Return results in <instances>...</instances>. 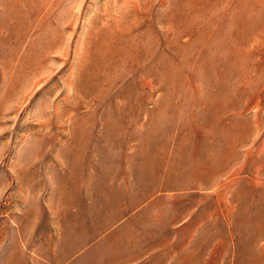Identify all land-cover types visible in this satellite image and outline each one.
<instances>
[{
    "label": "rangeland",
    "instance_id": "rangeland-1",
    "mask_svg": "<svg viewBox=\"0 0 264 264\" xmlns=\"http://www.w3.org/2000/svg\"><path fill=\"white\" fill-rule=\"evenodd\" d=\"M0 264H264V0H0Z\"/></svg>",
    "mask_w": 264,
    "mask_h": 264
},
{
    "label": "bare ground",
    "instance_id": "bare-ground-1",
    "mask_svg": "<svg viewBox=\"0 0 264 264\" xmlns=\"http://www.w3.org/2000/svg\"><path fill=\"white\" fill-rule=\"evenodd\" d=\"M208 166V165H207ZM260 175V174H259ZM263 175V174H262ZM263 178V177H262ZM238 196L243 200V201H248L250 193L246 191L244 187H241L238 191Z\"/></svg>",
    "mask_w": 264,
    "mask_h": 264
}]
</instances>
